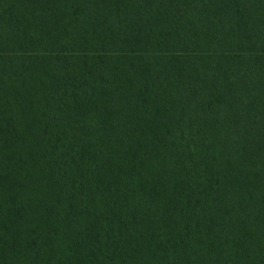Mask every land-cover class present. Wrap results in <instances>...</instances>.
Here are the masks:
<instances>
[{
  "label": "trees",
  "instance_id": "16d2710c",
  "mask_svg": "<svg viewBox=\"0 0 264 264\" xmlns=\"http://www.w3.org/2000/svg\"><path fill=\"white\" fill-rule=\"evenodd\" d=\"M0 264H264V0H0Z\"/></svg>",
  "mask_w": 264,
  "mask_h": 264
}]
</instances>
